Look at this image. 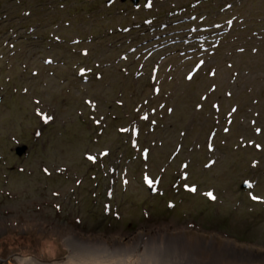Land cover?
<instances>
[{"label": "rangeland", "instance_id": "374dc122", "mask_svg": "<svg viewBox=\"0 0 264 264\" xmlns=\"http://www.w3.org/2000/svg\"><path fill=\"white\" fill-rule=\"evenodd\" d=\"M131 1L0 0V264H264V0Z\"/></svg>", "mask_w": 264, "mask_h": 264}, {"label": "bare ground", "instance_id": "6f19581e", "mask_svg": "<svg viewBox=\"0 0 264 264\" xmlns=\"http://www.w3.org/2000/svg\"><path fill=\"white\" fill-rule=\"evenodd\" d=\"M69 255L63 262L55 264H167L157 252L134 255L128 250H108L88 246L71 240L68 245ZM5 264H40L32 258H14Z\"/></svg>", "mask_w": 264, "mask_h": 264}, {"label": "snow or ice", "instance_id": "6c2138e0", "mask_svg": "<svg viewBox=\"0 0 264 264\" xmlns=\"http://www.w3.org/2000/svg\"><path fill=\"white\" fill-rule=\"evenodd\" d=\"M146 6H147V7H151V0H148V4H147ZM147 23H151V22H150V21H147ZM227 23H228V25L230 26L231 23H232V21L229 20ZM217 26H219V25H217ZM125 30H126V29H125ZM193 31H195V29H193ZM241 51H243V49H241ZM85 55H87V53H85ZM45 63H51V61H50V60H46ZM202 63H203V61H201V64H202ZM196 67L199 68L200 65H197ZM229 67H231V66H229ZM84 74H85V69H83V68L80 69V75L83 76ZM210 75H215V71L213 70V72H211ZM187 78H188L189 80H191V79L193 78L191 72L188 74ZM229 95H230V93H229ZM87 103L91 104V101H87ZM213 107H217V106H216V105H213ZM169 111H171V109H169ZM235 111H236L235 108H233V109L231 110V112H233V113H234ZM39 114H40V113H38V115H39ZM229 115H231V113H229ZM141 118H142V119H147V116H143V117H141ZM43 119L45 120V122H47L49 119H51V117H49V116H44ZM101 119H102V118H101ZM230 122H231V121H229V123H230ZM97 123L99 124V121H97ZM120 131H122V132H127L128 129H126V128H122V129H120ZM225 131H228V129H225ZM260 131H261V130H260L259 128L256 129V132H257V133H259ZM132 135H133V136L136 135V131H135V129L132 130ZM132 143H133V147H136V142H135L134 140H133ZM256 147L259 148L260 146H259V145H256ZM209 148L211 149V145H209ZM101 155L106 156V155H107V152L101 153ZM145 155H146V153H145ZM87 159H88L89 161H93V162H95V159H96V158L90 155V156L87 157ZM185 167H187V166L185 165ZM185 178H186V177H185ZM144 180H145V182H146L150 187L153 185V181H152L151 179H149V177H148L147 175H145ZM125 183H127V181H125ZM247 186H248L249 188H251V187H252V184H251V183H248ZM188 190L191 191V192H195V191H196V188L192 187V188H188ZM206 195H207L210 199H212V200H215V199H216V197L213 195L212 192H208V193H206ZM251 199L254 200V201L264 202V200H261L260 197L255 196V195H252V196H251Z\"/></svg>", "mask_w": 264, "mask_h": 264}, {"label": "water", "instance_id": "95a60500", "mask_svg": "<svg viewBox=\"0 0 264 264\" xmlns=\"http://www.w3.org/2000/svg\"><path fill=\"white\" fill-rule=\"evenodd\" d=\"M122 2L124 3V0H122ZM111 3H112V2H109L108 4H111ZM131 3H132L134 6H136V4H137V0H132ZM24 152H25V148L23 147V148H19V149H17L15 153H16L17 156H21ZM245 187H246V184L243 186V188H245Z\"/></svg>", "mask_w": 264, "mask_h": 264}]
</instances>
